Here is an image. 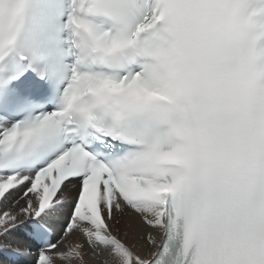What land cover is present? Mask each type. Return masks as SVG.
I'll list each match as a JSON object with an SVG mask.
<instances>
[{"label":"snow or ice","instance_id":"6c2138e0","mask_svg":"<svg viewBox=\"0 0 264 264\" xmlns=\"http://www.w3.org/2000/svg\"><path fill=\"white\" fill-rule=\"evenodd\" d=\"M10 3L0 13V264H264L247 209L218 236L194 235L174 179L153 162L159 145L141 119L159 96L133 40L158 22L156 0H70L74 61L43 72L26 55L8 60L29 0ZM130 215L144 231L130 234Z\"/></svg>","mask_w":264,"mask_h":264},{"label":"clouds","instance_id":"9594fccd","mask_svg":"<svg viewBox=\"0 0 264 264\" xmlns=\"http://www.w3.org/2000/svg\"><path fill=\"white\" fill-rule=\"evenodd\" d=\"M156 5L158 22L133 40L159 96L141 119L159 145L153 162L194 235H220L245 208V232L264 241V0ZM11 7L0 0V13Z\"/></svg>","mask_w":264,"mask_h":264},{"label":"bare ground","instance_id":"6f19581e","mask_svg":"<svg viewBox=\"0 0 264 264\" xmlns=\"http://www.w3.org/2000/svg\"><path fill=\"white\" fill-rule=\"evenodd\" d=\"M122 224L129 225L130 234H139L145 230V226L140 222L139 218L131 215L122 217ZM90 264H95V261H90Z\"/></svg>","mask_w":264,"mask_h":264}]
</instances>
